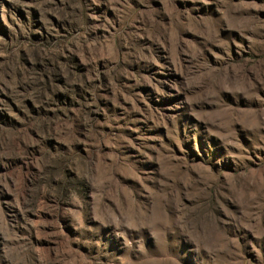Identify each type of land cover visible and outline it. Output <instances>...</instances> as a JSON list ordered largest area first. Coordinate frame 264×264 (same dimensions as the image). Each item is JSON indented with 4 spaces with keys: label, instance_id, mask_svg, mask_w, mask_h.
<instances>
[{
    "label": "rangeland",
    "instance_id": "rangeland-1",
    "mask_svg": "<svg viewBox=\"0 0 264 264\" xmlns=\"http://www.w3.org/2000/svg\"><path fill=\"white\" fill-rule=\"evenodd\" d=\"M0 264H264V0H0Z\"/></svg>",
    "mask_w": 264,
    "mask_h": 264
}]
</instances>
